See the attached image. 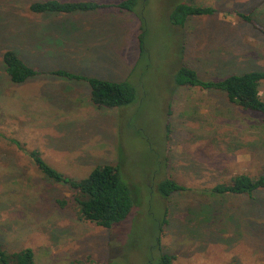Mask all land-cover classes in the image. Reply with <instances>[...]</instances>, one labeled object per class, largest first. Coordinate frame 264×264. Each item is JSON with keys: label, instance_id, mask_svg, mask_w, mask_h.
I'll return each mask as SVG.
<instances>
[{"label": "rangeland", "instance_id": "374dc122", "mask_svg": "<svg viewBox=\"0 0 264 264\" xmlns=\"http://www.w3.org/2000/svg\"><path fill=\"white\" fill-rule=\"evenodd\" d=\"M42 1L0 0L5 248H31L37 264H148L161 253L173 256L174 264H264V191L253 197L209 194L237 175L264 173V115L231 104L221 93L177 88L172 81L183 62L205 80L264 71V0H140L138 14L31 13L29 7ZM181 2L216 12L193 17L181 29L169 20ZM139 14L147 27L142 57ZM7 50L41 74L12 83L3 62ZM57 70L130 81L136 102L100 108L87 82L50 74ZM260 96L264 100V83ZM9 139L76 180L98 166L121 165L142 204L111 229L86 221L76 192L45 178ZM164 178L185 190L160 198L156 185Z\"/></svg>", "mask_w": 264, "mask_h": 264}, {"label": "trees", "instance_id": "16d2710c", "mask_svg": "<svg viewBox=\"0 0 264 264\" xmlns=\"http://www.w3.org/2000/svg\"><path fill=\"white\" fill-rule=\"evenodd\" d=\"M193 1V0H183ZM140 0H124L117 4H103L95 1H62L46 0L33 3L29 10L35 15L54 14L70 15L75 13H90L103 9H116L120 12H133L138 14ZM185 2L178 3L170 13L171 25L184 28L193 17L212 16L216 10L212 7L191 5ZM141 18V34L139 35L140 55L146 53L147 27L145 19ZM239 17L249 24H253L250 16L239 14ZM264 34V30L262 31ZM5 71L14 84L26 83L31 78L41 74L40 71L30 67L13 50L3 54ZM59 78L75 81H85L89 84L91 100L100 108L124 109L136 102V88L130 81L115 82L100 78H89L65 70L50 73ZM177 88H196L202 91L223 94L231 104H235L245 111L264 115V100L260 96V87L264 83V71L254 70L243 74H233L222 79H202L200 75L188 64L181 63L172 78ZM4 136L0 133V138ZM20 152H24L34 163L35 167L49 181L56 184L67 185L76 192L75 203L81 217L105 229L128 220L136 208L141 206L134 196V190L125 179L121 165L98 166L90 175L82 180L69 177L50 166L38 151H27L22 143L16 139L8 140ZM185 188L170 178H164L156 185L157 195L168 200L177 192ZM264 191V173L252 177L241 174L233 177L227 183H219L209 190L214 197L237 195L253 197L256 193ZM157 241L159 242L158 238ZM155 247V245L152 246ZM0 264H37L35 253L31 248L10 252L5 248L0 237ZM78 264V263H73ZM118 264V263H108ZM148 264H174V257L161 253L148 259Z\"/></svg>", "mask_w": 264, "mask_h": 264}]
</instances>
